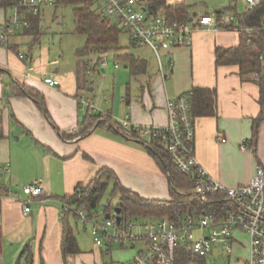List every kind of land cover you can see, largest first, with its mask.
<instances>
[{
	"label": "crops",
	"instance_id": "0c3cea01",
	"mask_svg": "<svg viewBox=\"0 0 264 264\" xmlns=\"http://www.w3.org/2000/svg\"><path fill=\"white\" fill-rule=\"evenodd\" d=\"M181 1L184 0H168L171 4ZM196 6L192 10L191 5L189 17L210 14L207 4L200 2ZM230 6L233 9L236 3ZM226 10L227 7L222 11ZM214 11L219 13L221 9ZM11 14L12 10L0 8V24ZM24 31L10 38L13 48L0 42V264H18L28 244L34 264H121L117 260L123 256L131 260L134 243L100 247L94 239L93 247L85 248L82 235L88 227L73 212L65 211L61 201L86 187L104 167L112 170L125 187L145 198L170 199V178L149 150L151 138H127L114 122L128 116L134 124L165 126L169 122L167 100L194 88L207 90L198 91L193 102V109L204 112L195 115L196 154L201 164L228 187L248 183L258 167L264 168V119L259 125L255 151L240 147L243 139L253 137V120L261 112L260 85L252 73L242 75L237 64H217L219 47L240 44V28L196 30L191 47L163 54L164 67L168 68L170 60L174 62L167 77L162 76L159 62L155 72L149 59L127 49L120 51L118 45L111 48L145 59L146 72L132 75L125 62L123 69L115 68L118 60L112 61L110 48L95 50L97 56L87 61L78 54L71 56L65 64L59 51L42 44L41 37L35 39ZM29 36L33 39H27ZM46 75L58 78L60 85L45 83ZM12 82L40 93L44 105L28 94H6ZM81 97L113 117L100 116L83 132V121L98 114L84 113ZM36 178L43 179L50 196L44 201H27L23 185ZM25 203L27 213L23 210ZM67 213L80 252L70 255L66 262L62 239L63 217ZM248 256L249 236L238 231L233 254L215 247L206 257V264H244Z\"/></svg>",
	"mask_w": 264,
	"mask_h": 264
},
{
	"label": "built area",
	"instance_id": "2783aa9c",
	"mask_svg": "<svg viewBox=\"0 0 264 264\" xmlns=\"http://www.w3.org/2000/svg\"><path fill=\"white\" fill-rule=\"evenodd\" d=\"M249 7L257 6L261 0H246ZM56 0H19L12 9L11 16L0 24V42L9 43L18 31L31 26L30 17L42 14L47 6ZM104 16L118 22L128 35L131 43L149 47L156 55L163 77H167L174 67L172 60L168 68L163 66L162 55L177 48L191 47L193 33L203 28L227 27L235 22L233 16L224 11L219 13H199L186 20H172L163 12L149 9L143 0H98ZM191 18V20H190ZM246 33V43L253 42L256 31L264 33V21L260 28L240 27ZM22 58L24 54L20 55ZM264 61V54L262 55ZM102 65H106L102 61ZM120 67L118 62L115 68ZM252 77L259 80L258 72ZM44 82L59 86L60 80L53 75L44 76ZM81 109L89 115L98 114L106 119L113 117L108 111L97 106L90 99L80 98ZM169 122L165 126L138 125L125 117L114 122L116 129L127 138L165 136L170 160L175 167L194 175L191 193L207 207L189 208L173 215L139 216L117 215L100 219V213L81 204L83 199L72 202L71 196L62 199L65 211L73 212L77 220L89 227L98 246H113L142 241L144 249L136 253L124 264H175L177 250L184 248L195 257L209 256L215 247H220L227 255L234 252L236 233L243 231L249 236V256L244 264H264V168H257L248 183L225 186L214 178L201 164L196 154V117L188 93L184 92L166 103ZM241 149L254 151L250 139L245 138ZM1 168V166H0ZM9 170V167H6ZM27 201H44L50 192L43 179L36 178L23 185ZM182 193H184L182 191ZM186 193V192H185ZM24 213L29 208L23 205Z\"/></svg>",
	"mask_w": 264,
	"mask_h": 264
},
{
	"label": "trees",
	"instance_id": "16d2710c",
	"mask_svg": "<svg viewBox=\"0 0 264 264\" xmlns=\"http://www.w3.org/2000/svg\"><path fill=\"white\" fill-rule=\"evenodd\" d=\"M19 0H0V8L5 10H12L14 5ZM146 6L155 11L163 12L172 20H186L190 15L191 5L187 2L181 1L174 4L168 0H143ZM61 3H70L74 7V16L76 31L87 36L86 46L78 51V53H85L86 51H105L112 46H117L119 43V36L123 29L118 22H115L110 17L104 16L100 11L98 0H56L55 6ZM227 9H231L227 7ZM43 16V15H42ZM41 14L31 16V26L26 28L24 33L35 36V39L42 36L41 29ZM264 21V0L254 7H248L245 12L239 14L238 22L226 24V26H240V27H255L260 28ZM124 32V31H123ZM246 33L242 31V40L239 45L229 48L219 47L217 49V64H237L240 67L242 75L253 72H258L260 78L258 81L260 85V105L261 112L258 117L253 120V137L250 138L251 144L256 149V138L261 121L264 119V61L262 55L264 54V33L256 31L253 35V42L246 43ZM131 41V40H130ZM3 44V43H2ZM7 44L8 47H12ZM13 48V47H12ZM117 59L127 63L132 75L145 73L147 70V61L136 57L132 53H123L116 56ZM118 60V61H119ZM11 87L6 94H28L35 98L40 104L44 105L43 96L35 92L26 85L18 82H12L8 85ZM198 91H207L202 88H194L186 92L190 96L192 109L194 108V97ZM194 115H203L201 110L193 109ZM208 111H205L207 113ZM100 115L88 116L83 125L86 132L97 120ZM0 137H3V128L0 125ZM150 152L158 160L165 173L168 174L170 180V199H150L141 196L139 193L125 187L117 177V175L108 168H102L92 181L72 195L71 201L77 202L83 199L80 205L86 208H94L104 196L107 188L112 185V195L119 196V203L122 207L123 215H139V216H162L163 214L173 215L177 211L185 212L189 208L207 207L199 201V199L191 193L194 187V175L192 173H185L173 165L170 160L169 152L167 150V140L165 136L154 137L151 139ZM182 191L184 193H182ZM186 192V193H185ZM107 207V206H106ZM109 207V205H108ZM107 207V208H108ZM64 231L62 239V253L64 260L67 262L68 257L72 254L80 252L79 243L74 233L73 227L69 223V214L63 217ZM1 237V231H0ZM18 264H34V254L31 246L28 244L19 257ZM175 264H206V257H193L190 252L184 248L177 250V257Z\"/></svg>",
	"mask_w": 264,
	"mask_h": 264
},
{
	"label": "rangeland",
	"instance_id": "374dc122",
	"mask_svg": "<svg viewBox=\"0 0 264 264\" xmlns=\"http://www.w3.org/2000/svg\"><path fill=\"white\" fill-rule=\"evenodd\" d=\"M190 2L194 10L197 8L200 2L205 3L209 7V12L213 14L215 9L220 8L224 10L225 7H230V4L236 3V6H233V9L226 10V14L229 16H233L235 18V22H238L239 14H242L249 7L246 0H186ZM74 5L70 3H61L58 6H47L41 15V29H42V36L41 42L44 45H48L52 49L59 51L60 54L64 56L65 64L69 61V59L77 54L81 57L83 61H87L90 59H94V56H97V52L94 51H86L85 53H77L81 49H83L87 44V36L85 34H80L76 31V24H75V16H74ZM222 7V8H221ZM24 38V37H23ZM26 39V38H25ZM27 39H33L32 36L27 37ZM24 40V39H23ZM118 46L122 49L121 50H130L137 55H141L149 59L152 69L157 72L158 61L156 56L153 52L146 46L137 47L132 45L128 35L125 32H121L119 36V43ZM109 52H112V61L116 60V56L121 52L117 51L115 48H110ZM115 55V57H114ZM116 58V59H114ZM162 59L166 62V57L163 55ZM119 60V59H117ZM120 66L123 69V64L121 60L118 61ZM119 203V196L112 195V185H110L104 196L100 199L99 203L93 209L95 212L100 213L101 219H105L106 213H111L115 215V207ZM109 205V207H108ZM107 206V207H105ZM78 223V222H77ZM80 225V223H78ZM81 226V225H80ZM81 229V228H79ZM81 231V230H79ZM79 231H76L77 234ZM83 237V238H82ZM82 243L84 244L85 248H92L94 244V236L91 230L88 227L87 232L82 235ZM247 239V236H244V240ZM135 246L131 249L133 252L138 253L140 250L144 249L145 244L142 241H137L134 243ZM124 253V252H123ZM134 254V255H135ZM125 255V254H124ZM133 258V257H132ZM118 262L125 263L129 261L126 259L125 256L117 260ZM219 261V260H218ZM220 262H217L219 264ZM71 264V263H70Z\"/></svg>",
	"mask_w": 264,
	"mask_h": 264
},
{
	"label": "water",
	"instance_id": "95a60500",
	"mask_svg": "<svg viewBox=\"0 0 264 264\" xmlns=\"http://www.w3.org/2000/svg\"><path fill=\"white\" fill-rule=\"evenodd\" d=\"M191 20V19H190ZM115 213H116V215H117V220L118 221H120L121 220V218H122V216H121V213H122V207L120 206V205H117L116 207H115ZM110 216H111V214H107L106 215V218H110Z\"/></svg>",
	"mask_w": 264,
	"mask_h": 264
}]
</instances>
